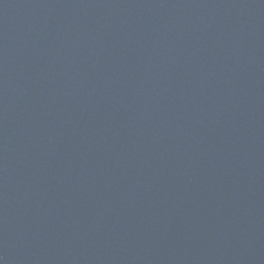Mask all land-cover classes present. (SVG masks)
<instances>
[{"label":"water","instance_id":"95a60500","mask_svg":"<svg viewBox=\"0 0 264 264\" xmlns=\"http://www.w3.org/2000/svg\"><path fill=\"white\" fill-rule=\"evenodd\" d=\"M0 264H264V0H0Z\"/></svg>","mask_w":264,"mask_h":264}]
</instances>
